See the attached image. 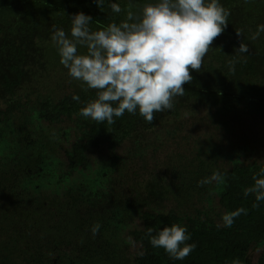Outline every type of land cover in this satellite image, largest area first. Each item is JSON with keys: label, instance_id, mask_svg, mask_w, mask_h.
I'll use <instances>...</instances> for the list:
<instances>
[{"label": "trees", "instance_id": "trees-1", "mask_svg": "<svg viewBox=\"0 0 264 264\" xmlns=\"http://www.w3.org/2000/svg\"><path fill=\"white\" fill-rule=\"evenodd\" d=\"M9 1L0 0V7H9ZM112 2L120 4V13L112 12L109 6ZM154 2L105 0L99 8L94 0H45L41 5L54 11L52 19L45 16L34 20L28 11L26 16L31 21L21 24L20 33L11 35V39L2 40L0 60L6 65L2 67L0 62V94L13 93L20 85L24 77L22 66L30 55L26 53L31 48L30 39L41 30L44 34L48 25L55 23L56 28L70 33L71 15L83 12L93 18L90 27L96 31L125 20L129 11L139 16L144 4ZM220 3L229 12L228 25L210 45L201 69H190L193 79L183 85L184 95L174 98L172 109L176 113L182 109L193 113L204 106L222 114L241 104L247 114L264 117V30H260L264 26V0H220ZM240 43L247 47V52L236 51ZM4 50L11 52L9 73L4 72L8 62L3 57ZM74 96H79V100ZM96 98V91L85 85L79 94L68 95L60 102L47 99L44 108L34 110L30 117L21 115L20 122L28 126L33 123L41 132L37 140L29 135L30 130L17 134L9 119L1 121L0 264H264V200L257 201L254 192L246 191L258 178H264V162L244 164L234 158L231 168L221 173L222 180L212 182L218 197L215 217L207 210L203 216L176 210L141 211L140 204L172 192L177 187L174 182L166 181L163 172H158L140 184L137 197H133L136 202L126 194L127 189L117 188V181L110 176L111 171L117 170L123 180V161L108 152L92 163L88 154L104 143L113 148L127 137L134 140L135 148L142 147L138 140L142 126L153 125L155 120L149 123L138 113L127 112L112 124L82 117L81 108ZM21 102L13 98L11 106H21ZM65 116L75 121L76 126H82L78 139L65 150L67 167L49 152L51 145L62 139L65 142L67 130H56L42 123L43 118L53 123ZM208 147L210 156L223 150L215 142ZM202 152L203 148H199V159ZM204 163L198 161L189 171L194 185L197 180L210 177L209 163ZM180 183L185 185L183 181ZM47 189L57 193L62 190L64 203L42 200L39 195ZM99 205L109 214L94 211ZM240 208L245 213L235 217L230 227L223 226V214ZM135 217L139 224L131 227ZM173 223L186 225L191 236L187 243L195 245L183 260L172 258L163 248H154L150 243L151 236ZM96 224L99 231L93 234ZM125 231L128 235L122 236ZM132 242L139 245L131 252ZM257 250L261 252L254 261Z\"/></svg>", "mask_w": 264, "mask_h": 264}, {"label": "rangeland", "instance_id": "rangeland-1", "mask_svg": "<svg viewBox=\"0 0 264 264\" xmlns=\"http://www.w3.org/2000/svg\"><path fill=\"white\" fill-rule=\"evenodd\" d=\"M41 1L45 0H24L23 2L11 0L7 2L9 7L4 5L0 7V46H4V41H2L4 37L11 39V35L20 33L21 24L31 21L26 16L28 11L32 13L33 18L48 16L52 19L55 16L53 10H48L41 5ZM54 27L56 28L55 23L48 25L44 28V34L41 30L30 39L31 48L26 52L30 55L22 66L24 77L20 85L13 90V93L0 94V123L3 119H9L11 125L17 130V134L22 130L26 132L30 130L29 135L33 140L40 138L41 132L33 126V123H29L32 126L30 128L25 122H20L21 115L30 117L34 110L44 108L43 105L47 99L60 102L66 96L79 94L85 88L83 82L69 77L67 70L60 63L57 46L51 39ZM86 51L84 46L79 47L81 54ZM3 54L6 59L3 60L8 61L4 72L9 73L11 52L4 50ZM4 64L6 65L1 62L2 67ZM13 98H17L23 104L11 106ZM25 101L28 102L26 105ZM241 108L240 104L238 108L222 114L204 106L193 110V113L185 109L179 110L178 113L173 109L157 112L153 125L142 126L141 136L138 139L141 141L142 147L135 148L134 140L127 137L113 148L110 147V143H104L101 148L89 153L88 156L94 163L100 159L99 157L106 156V153L110 152L115 154L118 160L123 161L121 164L125 169V173L122 174L123 180L117 170L111 171L110 176L117 181L115 184L117 188L127 189L126 194L132 198L137 197L136 190L140 188V184H144L160 171L163 172L161 175L166 178V181L174 182L177 187L172 192L164 198L153 200L151 198L148 202L140 204L141 211L147 209L176 210L194 215L200 213L203 216V211L207 210L209 215L215 217L219 209L217 206L218 197L212 189L214 181L211 179L212 174L219 173L221 175L224 170L230 169L231 161L234 158L244 164L264 162V117L247 114ZM42 123L45 126L52 125L56 130H67L65 142L62 139L57 145H51V149H49V152L59 157L62 165L67 167L68 157L65 150L78 139L82 126H76L77 123L67 116L56 119L53 123H50L49 119L43 118ZM40 130L42 131L41 127ZM211 142H215L216 146L221 145L222 153H214V156H210L207 149ZM199 148H203L200 159L198 158ZM200 160L205 162V165L209 163L210 177L208 180L200 182L197 180V184L194 185L189 171ZM180 181H183L185 185H182ZM39 196L45 201L53 199L54 202L61 201V203H64L65 198L62 190L57 193L50 189ZM134 198L133 201L137 202ZM140 201L143 202L138 200V202ZM184 201L187 203L185 204ZM94 211L104 215L109 214L101 205ZM215 220L219 222L218 218ZM138 224V218L135 217L131 227ZM126 235H128L127 231L122 233V236ZM127 238L130 240L132 237ZM131 245L132 252L139 244L136 245L135 242H132ZM259 251L254 253V261L257 260Z\"/></svg>", "mask_w": 264, "mask_h": 264}, {"label": "clouds", "instance_id": "clouds-1", "mask_svg": "<svg viewBox=\"0 0 264 264\" xmlns=\"http://www.w3.org/2000/svg\"><path fill=\"white\" fill-rule=\"evenodd\" d=\"M94 2L101 8L105 0ZM109 6L113 13L122 11L119 3ZM228 15L220 0H155L144 4L139 16L129 11L125 20L96 31L90 27V15L74 13L70 33L54 27L51 39L68 76L96 91L97 98L81 108L82 117L112 124L127 112L151 123L154 113L172 109L174 98L184 95L183 85L193 79L190 69H201L210 45L227 27ZM80 46L86 53L79 52ZM236 51L248 49L240 43ZM211 179L222 177L213 173ZM246 191L264 200V178ZM245 211L224 213L223 226L230 227ZM99 227L92 228L93 234ZM190 239L186 225L173 223L151 236L150 243L183 260L195 247L187 243Z\"/></svg>", "mask_w": 264, "mask_h": 264}, {"label": "flooded vegetation", "instance_id": "flooded-vegetation-1", "mask_svg": "<svg viewBox=\"0 0 264 264\" xmlns=\"http://www.w3.org/2000/svg\"><path fill=\"white\" fill-rule=\"evenodd\" d=\"M260 252H261V250H260ZM260 252H259V253H260Z\"/></svg>", "mask_w": 264, "mask_h": 264}]
</instances>
